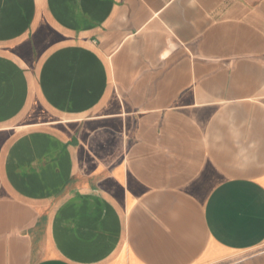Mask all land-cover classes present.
<instances>
[{
    "label": "crops",
    "instance_id": "0c3cea01",
    "mask_svg": "<svg viewBox=\"0 0 264 264\" xmlns=\"http://www.w3.org/2000/svg\"><path fill=\"white\" fill-rule=\"evenodd\" d=\"M0 264H264V0H0Z\"/></svg>",
    "mask_w": 264,
    "mask_h": 264
}]
</instances>
